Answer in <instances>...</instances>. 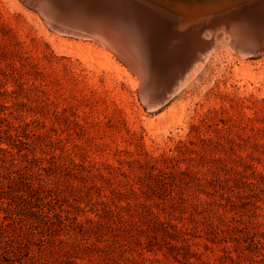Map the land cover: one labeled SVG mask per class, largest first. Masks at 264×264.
Instances as JSON below:
<instances>
[{"label": "rangeland", "instance_id": "rangeland-1", "mask_svg": "<svg viewBox=\"0 0 264 264\" xmlns=\"http://www.w3.org/2000/svg\"><path fill=\"white\" fill-rule=\"evenodd\" d=\"M34 9L0 0V264H264V75L237 79L217 40L151 111L126 82L98 71L92 83L56 52L53 37L79 38ZM174 105L179 124L150 134L141 116ZM26 179L56 200L37 217L11 197Z\"/></svg>", "mask_w": 264, "mask_h": 264}, {"label": "bare ground", "instance_id": "bare-ground-1", "mask_svg": "<svg viewBox=\"0 0 264 264\" xmlns=\"http://www.w3.org/2000/svg\"><path fill=\"white\" fill-rule=\"evenodd\" d=\"M23 1L58 34L79 38L68 42L55 36L50 41L56 52L86 65L92 83L98 71L109 80L108 87L113 86L110 79L124 81L151 111L216 56L219 41L237 61L232 69L237 79L256 84L264 75V0H47L57 13L48 12L46 0ZM257 56L261 59L254 67L247 59ZM181 113L182 106L174 105L158 120L140 119L150 134H157L179 124Z\"/></svg>", "mask_w": 264, "mask_h": 264}, {"label": "trees", "instance_id": "trees-1", "mask_svg": "<svg viewBox=\"0 0 264 264\" xmlns=\"http://www.w3.org/2000/svg\"><path fill=\"white\" fill-rule=\"evenodd\" d=\"M2 150H7V149H2ZM24 184L29 185L30 189H28L27 192H17V190H14L11 197L13 199H16V200L24 199L27 202L30 209L28 210L26 215L29 218L39 216V212L33 211L35 205L42 204V205H47V206H54L56 204L55 199L41 196L40 194H38V192H36V190L34 188H36L37 185H39V184L35 183L33 185V182H31V180L29 181V179H26L25 182H22L21 185H24ZM14 185L17 187V184H13V187H14ZM36 189H38V188H36Z\"/></svg>", "mask_w": 264, "mask_h": 264}, {"label": "water", "instance_id": "water-1", "mask_svg": "<svg viewBox=\"0 0 264 264\" xmlns=\"http://www.w3.org/2000/svg\"><path fill=\"white\" fill-rule=\"evenodd\" d=\"M45 2H46L47 7H48V8H47V9H48V12H56V11H55L56 8H55L54 6H50L51 4L49 5L48 2H47V0H46ZM52 5H53V3H52ZM56 7H57V6H56ZM52 10H53V11H52ZM252 10H253V9H252ZM56 13H57V12H56ZM223 14H224V12L219 13L218 15L221 16V15H223ZM216 16H217V15H216ZM216 16H215V17H216ZM233 17H234V16L231 15V16H228L227 18H231V19H232ZM215 20H216V18H215ZM210 21H211V20H210ZM207 23H208L209 25L213 24L212 22L210 23L209 20H208ZM205 24H206V23H205ZM209 25H208V26H209Z\"/></svg>", "mask_w": 264, "mask_h": 264}]
</instances>
